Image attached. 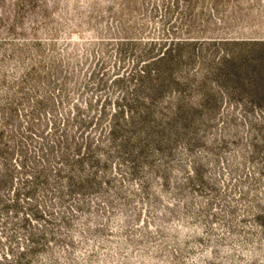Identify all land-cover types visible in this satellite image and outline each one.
Here are the masks:
<instances>
[{"label": "rangeland", "instance_id": "374dc122", "mask_svg": "<svg viewBox=\"0 0 264 264\" xmlns=\"http://www.w3.org/2000/svg\"><path fill=\"white\" fill-rule=\"evenodd\" d=\"M252 39L264 0H0V264H264Z\"/></svg>", "mask_w": 264, "mask_h": 264}, {"label": "trees", "instance_id": "16d2710c", "mask_svg": "<svg viewBox=\"0 0 264 264\" xmlns=\"http://www.w3.org/2000/svg\"><path fill=\"white\" fill-rule=\"evenodd\" d=\"M240 41H247V40H237L234 42H227V41H222V40H211V42H190V41H184V42H178V48L180 53L182 50L187 49L186 47H189L193 45V48L195 49L197 46L202 45V44H209V45H214V46H219L221 44H229V43H235V44H240ZM251 42H259L262 43L261 45H264V40H250ZM262 41V42H261ZM174 44V43H173ZM174 46V45H173ZM174 49L175 47H172L169 51L170 54L172 55V59L174 58ZM191 50V48H189ZM196 51L193 53L195 54ZM239 59L242 61L241 63L237 62L236 56L229 57L226 55V61H228L227 67L222 69L217 73V75H225L229 79H232L231 77H235L232 80L234 81V85L236 87L243 88L244 92H247L249 94L254 95L255 97L258 98H263L264 96L262 95V92L259 88V86L264 85V46L262 48L256 49L255 47L248 48L238 54ZM255 84L256 88L254 90H250L248 88L249 85ZM217 95V94H216ZM182 111V112H181ZM191 111H194L193 113H190L189 108H181L180 112L182 113L181 118L183 119V124L185 126H188L190 124H193V121H188L189 118H195V114H199V110L197 108H192ZM152 116V113H148L144 116L143 119L150 120ZM5 206L11 205V202L13 201V204L15 203V207H18L19 204V198H5Z\"/></svg>", "mask_w": 264, "mask_h": 264}]
</instances>
